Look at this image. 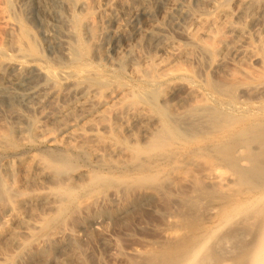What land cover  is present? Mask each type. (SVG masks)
<instances>
[{
    "label": "rangeland",
    "instance_id": "rangeland-1",
    "mask_svg": "<svg viewBox=\"0 0 264 264\" xmlns=\"http://www.w3.org/2000/svg\"><path fill=\"white\" fill-rule=\"evenodd\" d=\"M25 1L0 0V63L14 60L27 63L34 59L42 67V71L32 72L23 66L20 68L22 71L26 68L23 72L19 69L18 74L13 73L27 79L31 85L56 84L50 90L56 97L46 99L42 106L47 112H56L58 105L69 99L64 79L70 74L66 71L70 68L73 71L70 75L76 74L79 85L92 84L103 91L96 98L95 109L99 113L87 119H82L79 114L70 116L63 120V126L43 119L41 110H30L27 104L13 103V99L9 101L7 96L1 95L0 133L5 136V129L13 125L12 118L18 113L26 117L27 133L24 136L13 134L4 140L5 144L0 147V174L11 190L36 189L31 176L20 168L15 153L23 152L26 154L23 157H44L52 148H58L73 150L91 176L96 180L100 178L94 187L76 188V183L68 189L64 187L74 198L57 211L45 210L38 205L19 207L14 203L12 208H17L20 217L17 219L13 209L0 200V264H137L142 260L141 254L159 249L166 238L177 231L178 209L183 194L190 188L187 180L200 173L195 164L224 172L211 154L194 160V156L185 150L202 146L207 139L209 142L215 139L227 141L241 129L249 131L240 139L228 142L238 144L248 137L254 139L255 135H262L264 0H256L258 10L248 9V17L243 18L222 14L224 9L232 13L240 10L241 0H178V8L184 12L174 10L164 20L162 13L170 0H128L132 8L139 11L133 22L122 15L120 0H76L70 13L53 5L57 11L53 33L70 39L77 48V62L63 69L49 65V61L58 56L55 49L46 44L44 18L34 4ZM80 2L85 6L79 7ZM108 16L120 18L129 31L147 24L154 28L140 43L133 39L123 40V53L119 57L111 54L107 59L99 58L96 46L106 41L104 28L111 25ZM195 16L200 20L195 22ZM229 21L244 28L242 37L229 33ZM86 23L90 30L88 39L83 29ZM67 25L72 28L69 30ZM12 29L23 36L24 50L6 46V34ZM223 40H230L235 48L249 47L251 53L239 58L232 48L221 56L216 51ZM167 41L184 53L181 59L161 55L160 49ZM175 85L178 87L172 92L171 87ZM185 86L194 88L197 93L190 104L179 103L180 117L185 120L190 108L195 107L199 109L196 116H202L208 124L194 126V133L187 129L170 132L166 129L172 145L180 151L169 154L170 141L158 150L169 156L150 173L153 176L149 179L152 192L144 198L135 192L142 175L122 173L118 167L123 161L128 162L132 153L150 151L152 138L143 131L141 119L127 115L131 98L123 97L122 92L129 88L132 93L139 94V103H149V112L158 122L154 129L159 131V125H166L175 115L172 105L186 93ZM115 87V93L104 95L106 89ZM215 87L220 92H216ZM207 114L210 121L205 118ZM65 128L76 129L80 140L68 142L63 139L61 131ZM92 134L99 139L102 157H97L86 146V140ZM167 139L168 134L159 140V145ZM112 147L125 148L128 157L112 154ZM171 155L173 158L168 161ZM102 165L106 168H101ZM9 168L13 169L11 176L6 173ZM205 222L214 225L217 217L211 215ZM41 223L40 229L34 228ZM23 227H28L32 236L24 237L25 247L16 249L11 239L13 235L21 234Z\"/></svg>",
    "mask_w": 264,
    "mask_h": 264
},
{
    "label": "bare ground",
    "instance_id": "bare-ground-1",
    "mask_svg": "<svg viewBox=\"0 0 264 264\" xmlns=\"http://www.w3.org/2000/svg\"><path fill=\"white\" fill-rule=\"evenodd\" d=\"M29 1L34 4V7L43 16L46 25V44L51 48L53 47L55 54L58 56L50 60L49 65L61 67L62 69L72 67L75 61L77 62L78 60L76 59L77 48L70 39L61 36L57 37L53 33L52 27L57 15L53 5L70 13L73 9V1L76 0ZM120 2L122 15L133 22L139 11L132 8L128 0H120ZM258 3L256 0H241L240 10L232 13L224 9L222 14L226 17L230 15L242 18L248 17L247 10L251 8L253 12H256ZM78 6L84 7L85 4L80 2ZM178 7V0H170L163 10V20L168 18L174 10H178L181 13L184 12V9H179ZM107 20L111 25L107 29L104 28L106 41L96 46L97 57L103 59H107L111 54H117L119 57L123 53L121 44L123 40L133 39L135 43H140L144 38L152 34V28H154L153 25L147 24L144 27L129 31L120 18L108 16ZM199 20V17H194L195 22ZM226 20L228 21L227 18ZM67 28L70 30L72 26L67 25ZM227 28L229 33H234L239 37H242L245 33L244 28L236 26L232 21L228 22ZM83 29H85L84 36L88 39L90 30L87 23L84 24ZM206 34L208 35L209 32L206 31ZM6 42L8 49L24 50L23 36L17 35L13 29L7 32ZM232 48L235 47L230 40H223L220 49L216 52H219L222 56L227 50ZM233 51L239 58L248 56L251 53L250 48L244 46H238ZM160 53L176 60L181 59L184 54L178 51L173 43L169 41L164 43ZM23 66H27L32 72L34 70L37 72L42 71V67L40 68L34 59L28 60L27 63H23L20 60L0 63V96H7L9 101L13 99V103L17 101L18 103L21 102L19 104H27L30 110L39 109L43 119L59 123L60 126H63L61 125L63 120L70 116L79 114L83 117L82 119H87L89 116L99 113L95 109L96 98L102 94L103 90L101 91L99 87L92 84L79 85L77 77L74 76L76 74L70 75L73 72L72 68L66 70L70 74L64 79V83L67 84V96L69 99L58 105L56 112H47L42 106L46 99L56 97V94L50 92V90L55 88L56 84L50 82L48 86H45L40 83L34 84L32 81L30 82L33 85L29 84L27 79H21V76L17 77L13 73ZM15 74H18V72ZM21 75L23 76V74ZM137 77H140V75H137ZM177 87L176 85L172 86L171 91H175ZM185 87L186 93L179 97L178 103L172 105L175 115L166 125H159V131L154 129L158 122L154 121L155 118L149 112V103H139V94L132 93L129 88H125L122 92L124 94L123 97L130 96L131 98L127 115L131 118L141 119L143 131L146 134H150L149 138H152L149 145L151 147L150 151L149 149L138 150V152L132 153L131 158H127L129 159L128 162L123 161V164L118 167L122 173L142 175L141 184H138L139 186L135 192L144 198L149 197L152 192L151 182L149 181L153 177L150 174L153 172L152 170L160 167L169 154L174 155L180 151V148H177V151L174 144L172 145L169 132L172 129L183 131L187 129L189 132L194 133L192 130L194 126L205 127L208 124L202 116H196L199 109L195 107L190 108V114L185 120L180 117L178 111L179 103L190 104L197 93L194 88ZM115 89L117 88L106 89L104 95L115 93ZM215 91L220 92L216 87ZM123 97L120 100H123ZM205 118L209 121L211 120L208 114ZM12 121L13 125L5 129V136L0 133V147L5 144L4 140L7 137L13 134L24 136L27 133L24 125L26 117L23 114L14 115ZM73 129H63L61 131L63 139L69 140L68 142L80 140L81 136H78L76 129ZM166 129H169V132ZM246 131L249 130H238L228 140L240 139L246 135ZM167 134L168 139L163 140L161 145H159V140ZM207 140L204 145L185 150V152L192 154L194 160L198 156L211 154L212 159H215V162L221 166L220 169L224 170V172L219 170L211 171L205 169V165L195 164L200 173L190 176L187 180L190 188L188 192L183 194L184 198L178 209L180 220L176 223L177 231L167 237L165 243L159 249L141 254L142 260L137 264H264V127L261 136L255 135L254 139H249L248 137L238 144L232 141L228 142V140L221 141L220 139H215V144H213L214 142ZM86 141L89 151H92L97 157L104 156L103 150L98 147L99 139L96 135L92 134ZM168 141L171 142V150L168 151L169 154H162L158 150ZM176 142L174 141L173 143ZM111 149L114 155H125L128 157L125 148L112 147ZM15 156L19 157L20 168H24L27 171L37 188L25 192L18 188L11 190L6 186L0 174V200L9 208H12L15 203L19 207L38 205L45 210L57 211L62 208L65 202L73 200L74 197L71 191L66 190L72 183L77 184L76 188L94 187L95 182L100 178L96 180L91 176V173L86 170L87 166L78 159L81 157H78L73 150L52 148L44 157H23L26 156L23 152H17ZM172 158L171 155L168 161ZM79 162H81V165H79ZM101 168L105 169L106 166L102 165ZM12 171L13 169L9 168L6 173L11 176ZM12 209L16 218L20 219L17 214V208ZM211 215L217 217V223L207 225L205 221ZM41 227L42 223L34 225L36 229ZM26 236H32L28 227H23L21 234L12 236L11 241L16 249L25 247L26 241L24 237Z\"/></svg>",
    "mask_w": 264,
    "mask_h": 264
}]
</instances>
